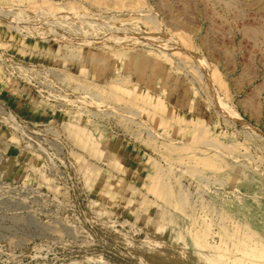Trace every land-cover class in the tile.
Segmentation results:
<instances>
[{
  "label": "rangeland",
  "instance_id": "1",
  "mask_svg": "<svg viewBox=\"0 0 264 264\" xmlns=\"http://www.w3.org/2000/svg\"><path fill=\"white\" fill-rule=\"evenodd\" d=\"M0 8V264H264V0Z\"/></svg>",
  "mask_w": 264,
  "mask_h": 264
},
{
  "label": "bare ground",
  "instance_id": "2",
  "mask_svg": "<svg viewBox=\"0 0 264 264\" xmlns=\"http://www.w3.org/2000/svg\"><path fill=\"white\" fill-rule=\"evenodd\" d=\"M67 6V5H66ZM66 6H64L63 5V7L64 8H67ZM68 9V8H67ZM29 12H30V9L28 10ZM71 11V10H70ZM11 12V13H10ZM10 12H7L6 10H3V9H1L0 8V21H5L6 22V24H8L9 26L11 25V23H13L12 21H13V19L15 18L16 19V17L17 18H19V19H24V18H29V19H31V15L33 14L32 12V14H30V13H24L23 11V13H12V11H10ZM42 13V12H41ZM19 14V15H18ZM45 14V13H44ZM50 14V13H49ZM64 15H71V13H67V14H64ZM63 14L62 15H60L62 18H65V17H63L64 16ZM50 16H53V18H54V16L55 15H49V16H41V17H39V16H35V18L39 21V19L41 18V19H44V20H49V19H47V18H49ZM58 16V15H57ZM57 16H55V17H57ZM34 19V18H33ZM58 19V18H57ZM60 19V18H59ZM27 20V19H26ZM36 21V20H35ZM45 21V22H46ZM40 22V21H39ZM38 22V23H39ZM47 22H49V21H47ZM31 23V22H30ZM42 23V22H41ZM11 27V26H10ZM57 36V35H56ZM108 37H110V36H108ZM122 38V37H121ZM121 38H115V37H113L112 38V41L114 40V41H121L122 39ZM125 39V38H124ZM72 41V40H71ZM132 41V40H131ZM84 42H86V41H84ZM83 42V43H84ZM100 42V41H99ZM88 43V42H87ZM90 43H92V42H90ZM105 43V42H104ZM1 55V54H0ZM2 56H4V55H2ZM159 57V56H158ZM8 59V58H7ZM23 76V75H22ZM55 86V85H54ZM98 95V94H97ZM67 101V100H66ZM104 101V100H103ZM89 105V104H88ZM84 107H87V106H84ZM79 108V107H78ZM88 108V107H87ZM9 117H7V116H4V115H2V113L0 114V123H3V124H5V125H7V126H9V127H11L12 129L14 128L15 130L17 129L19 132H20V130H22L20 127H18V128H16V126L15 125H13V123H10L9 122ZM16 122V121H15ZM15 124V123H14ZM76 127V126H75ZM72 128V127H71ZM28 131V130H27ZM26 131V132H27ZM21 133H23V135H25L24 134V132L23 131H21ZM28 133V132H27ZM24 138H22L21 137V139L20 138H18V141L20 142V145H22V147H23V149L25 150V149H27L32 155H36V153L32 150V145H30V143L26 140L27 138L26 137H28V136H23ZM29 138V137H28ZM40 141V140H39ZM33 142V141H32ZM43 142V141H42ZM47 142V141H46ZM41 144V143H40ZM94 145H92V147H93ZM43 147V146H42ZM38 150H39V147H38ZM97 150V149H96ZM39 151H41V150H39ZM28 152V153H29ZM62 152V157H63V161H64V165H62L61 164V166L62 167H65V160L67 161V163L69 164V162H68V158H67V156H66V151H61ZM92 152V151H91ZM101 153V152H100ZM44 154V153H43ZM93 155V154H92ZM49 156V155H48ZM47 156V157H48ZM74 156V155H73ZM21 157H22V155H21ZM50 157V156H49ZM12 159H14V158H12ZM12 159H7L5 156H3V154L0 152V165H2V166H0L1 168L3 167V166H5V164H6V162H9V161H13ZM51 158H49V160H50ZM35 165V164H34ZM34 167V166H33ZM35 167H37L36 165H35ZM1 168H0V177L2 176V174L4 173L3 172V170H1ZM6 169V168H5ZM36 169V168H35ZM35 172V171H34ZM64 172H65V175H66V177L65 176H63V177H61L60 175H61V173H60V175H59V173L57 174V177L60 179V183H61V185L62 186H66L67 187V189H68V191H69V195H70V198H71V201H73L74 203H75V205H76V209L78 210V211H84V210H86V201L84 200V197H85V195L84 194H81V186H80V183H79V179L75 176V178H76V181H72V179H71V176L67 173V170L66 169H64ZM48 182V181H47ZM51 182V181H50ZM70 186V187H69ZM52 188V187H51ZM51 190V189H50ZM83 201L85 204H84V207L82 208L81 207V202L80 201ZM16 203V202H15ZM15 203H13V201H9V199H7V200H0V207H5V208H7V207H9V208H13L14 207V204ZM17 206V205H16ZM15 208V207H14ZM79 208V209H78ZM1 209V208H0ZM87 213V212H86ZM77 221H79V219H77ZM84 222V221H83ZM87 225V224H86ZM37 231H39V230H37ZM261 231V230H260ZM36 236V235H35ZM206 236V235H205ZM261 236V235H260ZM25 237H26V235H25ZM37 237V236H36ZM262 241V240H261ZM216 244V243H215ZM151 245H152V243H151ZM165 246V245H164ZM214 247V246H213ZM212 248V247H211ZM179 249V248H178ZM212 250V249H211ZM218 250V249H217ZM216 251V250H215ZM217 253H218V251H216ZM27 253V252H26ZM181 254V253H180ZM28 255V254H27ZM21 257V256H20ZM24 258V257H23ZM171 259V258H170ZM178 260V259H177ZM233 260V259H232ZM181 261V260H180ZM238 261H240V260H238ZM239 263V262H238ZM237 263V264H238ZM71 264H73V263H71ZM178 264H180V262L178 263ZM222 264V263H221ZM232 264V263H231ZM240 264V263H239Z\"/></svg>",
  "mask_w": 264,
  "mask_h": 264
},
{
  "label": "built area",
  "instance_id": "3",
  "mask_svg": "<svg viewBox=\"0 0 264 264\" xmlns=\"http://www.w3.org/2000/svg\"><path fill=\"white\" fill-rule=\"evenodd\" d=\"M58 165V172H59V175L61 173V177L65 176V172H64V169L67 170V173L71 176V179L72 181H76V178H75V175H74V170L73 168L67 163V161L65 160V167H62L60 163H57ZM70 187V186H69ZM82 202V200H81ZM83 208V207H82ZM79 209V208H78Z\"/></svg>",
  "mask_w": 264,
  "mask_h": 264
}]
</instances>
